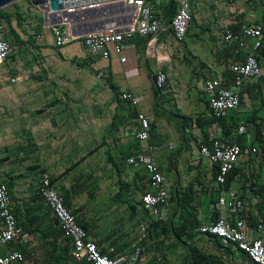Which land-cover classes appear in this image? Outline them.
<instances>
[{"label": "crops", "instance_id": "obj_1", "mask_svg": "<svg viewBox=\"0 0 264 264\" xmlns=\"http://www.w3.org/2000/svg\"><path fill=\"white\" fill-rule=\"evenodd\" d=\"M147 1L149 2V0ZM175 2L178 7L177 0ZM217 2L218 0H196L188 30L189 34L192 35V44L195 50L202 49V44L206 43L207 40L204 35H210V40L213 41L212 45L215 47L214 52H212L215 61L209 63L208 67L213 77H201L199 80L194 79L192 75L185 77L183 74L177 73L175 68L167 65L172 60L170 48L176 43L179 44L171 30L163 31L156 37L157 53L154 56L148 55L146 51L149 38H145L147 41L142 46H138L136 41L126 40L125 56L128 60L121 63L117 57L105 60L92 56L80 42L69 44L64 48H57L54 45L50 28H45L44 25L42 26L43 35H38L39 40L35 46L37 51L31 54L34 61L29 63V65L32 64L30 69L26 70L24 66L21 68V58L17 59L16 55H12L6 64L0 67V70L9 66V72L13 76L11 80L15 79L16 83L36 79L37 75L44 71L47 75L43 76L42 79L51 77L65 63L75 61L82 68L104 71L103 73L107 76V87H109L114 101L112 105L114 117L126 123V125L123 124L125 130L136 125L135 118L138 112H144L150 117L152 126L149 143L158 148L154 159L165 176L172 196H174V192L177 195L188 187L192 188L194 204L199 209L201 223L210 222L214 215V207L209 194L212 193V189L204 182L212 181L215 168L210 164L197 163L196 155L200 139H205L207 133L215 129L217 124L221 127L222 125L219 123L213 124V126L208 123L197 125L196 120L198 118L204 121L212 119L201 84L203 81L212 78L231 79L230 63L236 61V58L233 55V50L224 45L223 33L226 29L237 31L240 23L250 19H253L254 23L264 24V10L262 8L264 0H238L237 6L234 8L237 10H233V8L229 10L233 16L222 23L214 24V20L206 14L210 9L209 6L212 7ZM162 3L161 5H158L157 1L155 3L160 16H163L164 5ZM18 10V4L3 9L6 14L13 16H16ZM1 24L4 28L2 30L0 26V29L5 35L7 24L4 21ZM248 41V46L251 48L253 42L252 40ZM186 46L189 51L193 52L188 43ZM262 50H264V41L263 47L257 52V58L262 67V75L255 82L247 81L245 83L242 94L243 112L240 118L246 121L249 132L254 139L257 138L258 129H260V136L264 141V55ZM199 53L200 56H207L201 50ZM18 55L23 56V54ZM194 55L199 56L197 53ZM163 56H167L169 59L159 63L158 57L162 58ZM24 60H22V64ZM8 62L9 65H7ZM17 62L20 63L17 65ZM26 62L27 60H25L27 67L28 62ZM158 69H162L168 76L165 90L160 96L157 95L154 85V76ZM124 92H129L137 97L140 100V105L134 107L129 102L122 100L121 95ZM182 117L191 118L192 122L189 120L183 124L181 122ZM156 121H158V125L154 127ZM173 122L176 123V126L171 127ZM226 124L230 128V133L226 135L222 127L223 139L228 143L237 142L244 145L245 140L237 138L233 133L235 118L226 119ZM130 140L132 142H129L127 146L114 147V151L111 153L104 152L105 154H102L101 144H99L87 151L86 154L81 155L78 163L87 162L85 165L88 168L93 167L95 169L92 179L94 178L95 185L93 186L96 189L94 188L93 192L88 191L90 195L84 193L85 187H80L88 185V183L82 184L80 182L84 179L82 177L77 180H70L69 184L63 182L58 188L65 196L67 207L78 218L82 227L84 225L83 228L88 232L89 239L96 242L101 252L110 258L122 260L129 258L135 252H139L135 264H167V260L163 263L157 261V256H163V254L167 255L168 260H175V263H180V260L186 261L188 259V247L183 245V250V246L175 237L165 241V245L164 235L157 234L158 240L162 242L161 244H153L158 248L157 252L156 249H151L149 246L147 241L150 229L149 220H156L142 203V195L147 191V174L143 169L130 166L129 158L126 160L129 154L133 153L131 155L133 156L140 152L145 144L139 143L140 150L135 152L137 149L133 144L135 140L128 139L127 141ZM46 142L43 141L42 144L45 145ZM260 145H262L261 142ZM260 145L258 146L260 149L258 157L245 155L243 161L236 166L241 176L236 177L234 187L227 191V194L229 197L242 195L247 204L246 212L249 218L264 224V207L262 206V199L264 198V151ZM77 147V150L81 151L79 143H77ZM32 150L41 151L42 156L37 161L44 169L43 172L52 176L53 174L49 171L51 164L45 155L46 151L42 150L40 146L37 148L34 146ZM2 152H5V155L1 157ZM12 159L13 157L6 152V148H1L0 143V175L10 188L13 202L12 211L17 222L30 233V241L23 245L17 239L2 246L0 247L2 255H9L14 252L24 254L25 260L19 264H74L70 239L37 194L39 182H34L28 173L19 170L21 165L18 164L19 161L16 157ZM90 161H92V165L88 164ZM114 163L118 168H121L120 173L118 169L116 171L117 166ZM103 170L105 172L102 174ZM203 178L206 181H203ZM252 183L254 186L250 188ZM102 185L106 188H103ZM77 186L79 188H76ZM93 186L91 187L93 188ZM130 187L140 194L138 204L135 202L134 195L132 196L129 191ZM118 204L123 206V216L120 215V210H117ZM124 216L128 219L126 220ZM161 224L153 226L155 229L162 226L164 234L165 231L173 234L170 228H164L163 224L166 223ZM158 231L160 230L158 229ZM262 237L264 238V232ZM194 244L209 254L223 257L224 264H253L241 252H234L223 245L218 246L214 241L202 236L197 235ZM158 260L165 259L158 258Z\"/></svg>", "mask_w": 264, "mask_h": 264}, {"label": "built area", "instance_id": "obj_2", "mask_svg": "<svg viewBox=\"0 0 264 264\" xmlns=\"http://www.w3.org/2000/svg\"><path fill=\"white\" fill-rule=\"evenodd\" d=\"M119 1L126 7L133 8V12L137 15L132 24L128 25L127 31L120 32L111 28L102 32L74 36L69 25L57 24L50 27L54 45L57 48H64L69 44L80 42L96 58L108 60L117 57L121 63H125L128 60L125 56L126 40L139 35L149 38L146 51L148 55L154 56L157 53L156 37L163 31L171 30L178 43L184 42L191 24L193 5L196 0H177L178 7L170 24H167L164 17L160 16L157 6L147 0ZM163 1L157 0L158 5H161ZM262 8L264 10V3ZM79 9L84 10L86 7ZM76 10L78 9L71 8L68 9V12ZM248 40L253 42L251 48L248 46ZM223 41L226 47L233 50V55L236 58V61L230 63L231 79H208L202 82L201 89L211 115L224 120L235 118L233 133L237 138H243L245 144L226 142L222 137L223 129L218 124L215 129L207 133L205 139H200L196 161L200 164H210L215 168L212 181L204 182L211 189L224 185L227 174L243 161L245 155L258 157L260 153V149L255 144L256 139L249 132L248 124L240 116L243 112L242 94L245 83L247 81L255 82L262 75L257 52L263 47L264 24L254 23L253 19L242 22L237 31L226 29L223 33ZM12 51L10 41L5 38L0 29V67L6 64L12 56ZM168 59L167 56L158 57L159 63ZM105 76V73L101 72L98 79ZM167 79V74L162 69H158L154 76V85L161 92L160 95L165 90ZM12 82H15V79ZM121 98L134 107L140 105V100L129 92H124ZM135 123L136 125L125 131V135L129 139H134L145 145L142 146L140 152L129 157L128 163L130 166L143 169L146 172L147 191L142 195V203L157 222L166 223L170 215L172 194L163 172L154 159L158 148L149 143L152 121L144 112H138ZM204 180L206 181L205 178H203ZM37 194L70 239L74 264H135L139 252L122 260H114L101 252L98 244L89 239L88 232L67 207L63 194L49 173L41 175ZM217 195V201L213 206L217 213V219L202 222L196 230L197 235L212 241L219 240L224 247L244 254L253 264H264V238L262 237L264 224L249 218L246 212V201L239 196L229 197L225 189ZM12 204L10 188L0 175V247L17 239L23 245L30 241V233L18 224L12 211ZM262 206L264 207V198ZM24 260L25 256L20 252L2 255L0 251V264H19Z\"/></svg>", "mask_w": 264, "mask_h": 264}, {"label": "rangeland", "instance_id": "obj_3", "mask_svg": "<svg viewBox=\"0 0 264 264\" xmlns=\"http://www.w3.org/2000/svg\"><path fill=\"white\" fill-rule=\"evenodd\" d=\"M236 2L238 0H218L217 4L215 3L212 7L209 6L210 9L206 16L212 18L214 24L222 23L233 16L229 10L232 8L237 10L234 9L237 6ZM17 4L19 6L18 13L22 15V21L18 22L17 18H14L12 27L5 29V35L11 41L12 55H16L17 59L21 58L20 67L23 68L24 66L28 70L32 66L29 63L34 61L31 54L37 51L35 46L39 40L38 35H43V17L39 9L33 6L29 0H22ZM204 36L207 38L206 43L202 44V49L195 50L192 44V35L188 32L182 44L176 43L170 48L172 60L167 65L175 68L177 73L183 74L185 77L192 75L197 80L201 77H213L209 72L208 64L215 61V58L212 57L215 47L212 45L213 41L210 40V35ZM186 43L193 52L188 50ZM215 45L217 46V44ZM200 50L207 56H200ZM194 53L199 54V56L194 55ZM18 54H23L24 57ZM23 59L27 60V67L25 60L22 64ZM18 63L20 62H17V65ZM101 72L104 71L82 68L75 61L65 63L51 77L42 79L43 76L47 75L44 71L37 75L36 79L16 83L11 80L13 76L9 72V66L0 70L1 148H6V152L13 159L15 157L18 159V164L21 165L19 170L28 173L34 182H39L44 170L37 161L42 153L32 150L34 146L36 148L40 146L42 150L46 151V159L51 164L49 171L53 174L57 186L60 187L63 182L69 184L70 180H77L82 177L84 179L80 182L82 184L88 183V185L80 187H85L84 193L90 195L88 191L93 192L95 188L93 186L95 185L94 178L92 179L95 169L93 167L88 168L85 165L87 162L79 164L81 155L86 154L87 151L99 144H101L102 154H105L104 152H113L114 147L127 146L129 142H132L131 140L127 141L129 138L125 135L126 130L123 124L126 125V123L118 119L116 126L111 127L115 116L112 112L114 101L110 89L107 87V76L98 79ZM157 125L158 121L154 123V127ZM173 126H176V123L173 122L171 127ZM43 141H47L45 145L42 144ZM77 143H79L81 151L77 150ZM3 155L5 152L1 153V157ZM91 162L88 164L92 165ZM117 169L121 170L118 167ZM104 172L105 170L101 173ZM102 186L106 188V186ZM130 189L131 187L129 191L132 196L134 195L135 202L138 204L140 202L139 192ZM175 197L176 193L174 192L167 224L175 210ZM122 207L118 204L117 210H120L121 216L124 215ZM124 218L128 219L125 216ZM155 222L149 220L150 229L147 241L151 249H156L157 252L158 248L153 244L162 243L158 240L157 234L164 235V243L167 240H172L174 236L168 231V233L165 231L164 234L162 226L158 228L160 231L155 229L153 226ZM181 245L183 246V244ZM182 249L184 250V246ZM163 256H157L158 263H163L166 260L167 264L170 262L172 264L185 263V260L175 263V260H168L167 255L163 254ZM158 258L165 260H158Z\"/></svg>", "mask_w": 264, "mask_h": 264}, {"label": "trees", "instance_id": "obj_4", "mask_svg": "<svg viewBox=\"0 0 264 264\" xmlns=\"http://www.w3.org/2000/svg\"><path fill=\"white\" fill-rule=\"evenodd\" d=\"M156 1L157 0H149V2H152L153 4H155ZM163 3H162V5H164L163 17H164V20L166 21V23L170 24L175 13H176L177 3L175 2L173 7H171V8H170V0H164ZM14 5H16V4H14ZM15 17L17 18L18 22L22 21V15L20 13H17L16 16H13L11 14H6L3 10H1L0 11V26L2 25L1 24L2 21H4L7 24V27H12V21H13V18H15ZM42 23H43V18H42ZM3 28L4 27H2L1 29L3 30ZM5 38L8 39V37L6 35H5ZM17 39H19L18 36H17ZM130 41H136L138 46H142V45H145L147 39L140 37L139 35H135L132 39H130ZM10 43H11V41H10ZM262 52L264 55V50H262ZM108 82H109V79H108ZM156 91H157V95H160L161 92L157 89H156ZM232 117H234V116H232ZM117 119H118L117 117L113 118L112 125H111L113 128L116 126ZM187 121L192 122L191 118L188 119L187 117H182L181 122L183 124H186ZM196 123H197V125H203L204 123H208L210 126H213V124L219 123L224 128L226 135H228L230 133V128L228 127V125L226 124V120H224V119H217V118L212 116V119H210L208 121H204V120L198 118V120H196ZM151 126H152V124H151ZM258 130L259 131H258V136L256 138V141H257L256 145L259 146L260 142H261L263 146L260 145V147L264 151V141L262 140V138L260 136V129H258ZM150 132H151V130H150ZM135 142H133V144H134V147L137 148L135 151V152H137L140 150V144L138 142H136V143ZM132 154H129L127 156L126 160ZM262 154H263V152H262ZM114 165L117 166L115 163H114ZM118 172L120 173L121 171L118 170ZM238 176H241L240 171L236 167L235 168L233 167L231 169V171L227 174L226 183L224 185L216 186L214 189L211 190L212 193H209V194L211 195V203L213 206L215 205V203L217 201V197H218L217 193H219L220 191H222L224 189L227 191L232 189L234 187V181H235L236 177H238ZM249 180H250V178H249ZM252 181L253 180L251 179V182ZM53 182H54V179H53ZM252 186H254L253 183H252L250 188H252ZM244 188H247V187L244 186ZM213 192H215V193H213ZM63 196H64V194H63ZM64 198H65V196H64ZM239 198L244 199L242 197V195H239ZM194 203H195V199L193 197L192 188L188 187L187 189H185V191L177 193V195L175 197V210H174V213L172 215V218H171L169 224L166 223L165 225L163 224V226H164V228H170V230H172L173 235L176 238V240L179 243L188 247L187 248L188 249V259L185 261L184 264H224L223 257L217 256L215 254H209L206 251L202 250L201 248L195 246V244H194L196 237H197L196 230H197L198 226L201 224V220H200V216H199V209ZM213 214L214 215L212 217V221H215L217 219V213L215 212V209L213 210ZM155 225L159 226L162 224L160 222H155ZM83 227H84V225H83ZM214 243L218 244V246L222 245V243L220 241H217V240H216V242L214 241Z\"/></svg>", "mask_w": 264, "mask_h": 264}, {"label": "water", "instance_id": "obj_5", "mask_svg": "<svg viewBox=\"0 0 264 264\" xmlns=\"http://www.w3.org/2000/svg\"><path fill=\"white\" fill-rule=\"evenodd\" d=\"M22 0H0V11ZM42 13L43 25L50 28L67 24L74 36L102 32L115 28L120 32L128 30L136 18L133 8L126 7L119 0H29ZM176 0H170V8ZM91 6V8H89ZM80 7H86L81 10ZM78 9L68 12V9Z\"/></svg>", "mask_w": 264, "mask_h": 264}]
</instances>
